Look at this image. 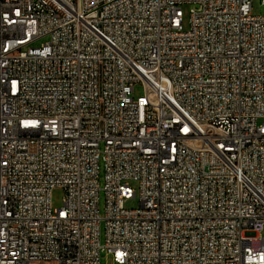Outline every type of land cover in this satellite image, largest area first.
<instances>
[{
	"label": "built area",
	"instance_id": "1",
	"mask_svg": "<svg viewBox=\"0 0 264 264\" xmlns=\"http://www.w3.org/2000/svg\"><path fill=\"white\" fill-rule=\"evenodd\" d=\"M104 251L264 264L252 0H0V264H101Z\"/></svg>",
	"mask_w": 264,
	"mask_h": 264
},
{
	"label": "rangeland",
	"instance_id": "2",
	"mask_svg": "<svg viewBox=\"0 0 264 264\" xmlns=\"http://www.w3.org/2000/svg\"><path fill=\"white\" fill-rule=\"evenodd\" d=\"M193 8V6H184V20L185 24L189 21V14L190 10ZM252 15L253 16H262L264 15V6L261 4L260 0H252ZM48 40L43 39L38 41L34 44V46L39 47L42 44L46 43ZM145 95V88L143 84H138L134 88V99L137 100L140 97H143ZM132 188L136 191L135 198H132L128 201H123L122 206L126 209H137L139 207L140 199H139V192L137 190V186L132 185ZM63 198H64V192L62 189H55L52 193V207L54 210L61 209L63 206ZM103 198V197H102ZM101 212L103 214L104 212V200L102 199V205H101ZM101 244H105V230L102 226L101 229ZM101 264H115L114 259L111 255H109L106 251L102 252L101 254Z\"/></svg>",
	"mask_w": 264,
	"mask_h": 264
}]
</instances>
